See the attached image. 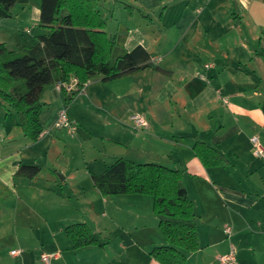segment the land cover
Wrapping results in <instances>:
<instances>
[{"label":"crops","instance_id":"crops-1","mask_svg":"<svg viewBox=\"0 0 264 264\" xmlns=\"http://www.w3.org/2000/svg\"><path fill=\"white\" fill-rule=\"evenodd\" d=\"M39 7L14 4V16L0 18L10 30L0 43L17 50L47 34ZM97 9L108 36H122L126 50L141 45L155 66L95 76L77 94L48 84L35 141L0 101V264L3 250L12 264H45L40 254L55 251L50 264H161L150 254L166 244L152 196L103 195L94 185L118 158L180 171L199 241L181 250L185 264H220L231 248L234 264H264V161L250 142L256 135L264 146V0H98ZM25 23L40 25L38 35H22ZM63 108L78 124L72 136L53 126ZM132 113L147 127H134ZM195 142L225 164H204ZM22 164L39 170L18 174ZM75 223L98 243L74 247L65 228Z\"/></svg>","mask_w":264,"mask_h":264},{"label":"trees","instance_id":"trees-1","mask_svg":"<svg viewBox=\"0 0 264 264\" xmlns=\"http://www.w3.org/2000/svg\"><path fill=\"white\" fill-rule=\"evenodd\" d=\"M28 0H0V18L13 17V6ZM98 0H40L39 23L49 29L31 46L10 50L0 43V101L15 111L23 134L38 139L43 131L38 115L43 108L42 93L50 83L78 79L75 93L95 76L102 81L153 66L149 52L141 45L123 47L120 35L108 36L98 9ZM155 66V65H154ZM194 150L206 165L225 164L221 153L195 142ZM37 165L22 164L18 174L33 177ZM93 182L103 195L144 193L153 198V211L166 244L150 254L161 264H185L181 250L199 247L193 203L187 195L181 173L156 163H134L118 158ZM74 247L98 243L83 223L65 228Z\"/></svg>","mask_w":264,"mask_h":264},{"label":"built area","instance_id":"built-area-1","mask_svg":"<svg viewBox=\"0 0 264 264\" xmlns=\"http://www.w3.org/2000/svg\"><path fill=\"white\" fill-rule=\"evenodd\" d=\"M205 66L208 67L209 64H205ZM77 85H78V79L75 76H71L68 81L56 82L54 86H55V89L58 91L75 93ZM81 90L78 93H80ZM130 119H131L132 125L136 128H145L148 125L147 119L140 113H132L130 115ZM53 126L56 129L65 130L71 136L76 133L77 128H78V124L76 123V121L68 117V114L65 108L60 109L58 111L56 119L53 123ZM250 142H251L253 156L258 157L264 161V146L261 143L260 139L256 135H253L250 137ZM223 231L225 234L229 235L231 232V227L226 225L223 228ZM16 251L17 250H12L11 253H15ZM57 255H58V252L56 251L55 252H42L40 254V259L45 264H50L51 259L53 257H56ZM217 259L220 264H234L236 262L235 250L231 248L228 252L219 254L217 256Z\"/></svg>","mask_w":264,"mask_h":264},{"label":"rangeland","instance_id":"rangeland-1","mask_svg":"<svg viewBox=\"0 0 264 264\" xmlns=\"http://www.w3.org/2000/svg\"><path fill=\"white\" fill-rule=\"evenodd\" d=\"M20 25V24H19ZM21 27H18L17 29L19 30V31H22V35L24 34L25 36H28V35H38V32H36L37 31V29H38V27L40 26V25H32V24H29V23H25V24H22V25H20ZM24 27H26L27 29H26V31L24 30L23 31V28ZM16 29V30H17ZM31 30V31H30ZM10 30H5V29H0V39H6V40H4V41H7V39H9L10 37H9V35H10ZM1 41V40H0ZM15 40H11V41H8L6 44L9 46V47H14L16 44H14L15 42H14ZM25 44H28V43H26V42H24ZM226 225H228V226H230L231 227V225L230 224H226ZM225 225V226H226ZM224 226V227H225ZM12 243V242H11ZM10 248H7V251L9 250ZM3 255H5V264H12V262H11V260L10 259H8L7 258V256H6V254H5V252H4V250H3Z\"/></svg>","mask_w":264,"mask_h":264}]
</instances>
